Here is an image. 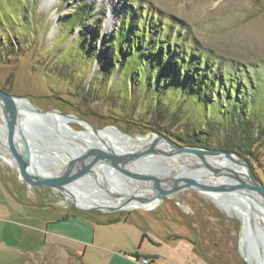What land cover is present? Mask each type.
<instances>
[{
	"label": "rangeland",
	"instance_id": "374dc122",
	"mask_svg": "<svg viewBox=\"0 0 264 264\" xmlns=\"http://www.w3.org/2000/svg\"><path fill=\"white\" fill-rule=\"evenodd\" d=\"M80 5L92 10V15L87 17L89 21L84 27H69L64 19ZM129 8L142 12L145 19L155 23L164 20L165 25L180 29L197 48L222 65L248 68L253 77L256 69L261 71L264 67V0H38L35 4L32 0H0V89L26 97L43 109L59 108L81 115L97 128L115 125L131 135L152 132L154 126L145 116V109L129 105L130 77L119 81L115 93L125 94V105L120 104L118 97L110 100L119 65L109 75L94 79L98 89L91 93L93 98H85L92 72L98 67L90 56L84 61L79 57L81 29L96 33L98 39L89 44L94 52L100 48L99 33L114 31ZM4 40L14 43L15 48L5 46ZM11 49L12 55L6 58L2 53ZM71 126L81 130L76 124ZM161 133L182 145L177 140V128ZM46 140L51 142L53 137ZM249 150L253 155L244 159L264 186V144L260 140L257 147ZM39 165L51 171L56 169L48 156ZM215 192L219 197L217 203L199 193L186 192L172 200L165 199L152 212H83L70 202L65 203L58 192L29 188L18 179L14 169L0 162V264H105L106 252L100 249L109 251L112 247L88 246L80 253H71L44 243L47 220L79 216L97 220L129 218L147 231L162 235L186 231L195 244L196 255H182L177 264H264L263 219L259 218V223L247 230L242 248L243 223L233 213V209L240 207L226 193ZM99 199L109 200L101 196ZM254 212L255 208L250 207L249 219ZM139 243L136 242V248ZM144 243L153 246L148 238Z\"/></svg>",
	"mask_w": 264,
	"mask_h": 264
},
{
	"label": "trees",
	"instance_id": "16d2710c",
	"mask_svg": "<svg viewBox=\"0 0 264 264\" xmlns=\"http://www.w3.org/2000/svg\"><path fill=\"white\" fill-rule=\"evenodd\" d=\"M91 12L80 5L64 20L69 27H84ZM83 27L78 36L79 57L84 61L90 56L98 67L92 72L85 98H93L91 93L98 89L94 79L109 75L119 65L110 100L118 97L125 105V94L115 93L119 81L130 77L129 105L145 109L154 126L152 132L162 134L161 130L177 128V140L184 146H218L212 150L235 153L246 160L253 155L249 152L252 146L257 147L260 140L264 144V67L256 69L253 77L248 68L222 65L180 29L165 25L164 20L145 19L133 8L114 31L99 33L100 48L94 52L89 44L97 35ZM3 44L10 43L4 40ZM10 47L15 48L14 43ZM12 51L2 54L8 58Z\"/></svg>",
	"mask_w": 264,
	"mask_h": 264
},
{
	"label": "water",
	"instance_id": "95a60500",
	"mask_svg": "<svg viewBox=\"0 0 264 264\" xmlns=\"http://www.w3.org/2000/svg\"><path fill=\"white\" fill-rule=\"evenodd\" d=\"M0 115L4 126L2 131L5 145L17 166L21 182L29 188H48L58 192L64 197L65 203L70 202L83 212H151L165 199L172 200L186 192L200 194L213 190L235 193L241 189L255 194L259 198L255 202L264 211V186L253 175L248 162L235 153L180 145L156 132L131 135L115 125L97 128L81 115L67 113L59 108L43 109L26 97L11 95L1 89ZM71 124L78 125L81 130H75ZM107 130L113 131L114 134L105 135ZM72 134L83 136L89 145H85L83 140ZM50 136L53 137L51 142L46 140V137ZM127 142H135L136 145L130 146ZM76 143L84 147L79 150ZM159 144L165 145L166 148H159ZM178 155L198 159L202 165L201 169L215 175L223 170L215 168L206 162L205 158L224 157L243 169L245 180L240 179V172L230 168L231 170L225 171L237 184L222 185L213 189L202 181L205 176L202 171L196 174L188 173L187 168L190 166L185 165H179L175 170L177 162L170 163L167 158ZM47 156L53 166L61 165L55 175H42L44 170L49 169L39 165V161ZM95 167L103 170L97 172ZM79 181L96 188L89 194L109 198L119 204L115 207H78L66 199L63 190ZM129 188L145 192V195L126 192ZM229 199L243 205L237 196ZM133 202L139 206L125 209V206ZM175 205L184 206L181 202H175Z\"/></svg>",
	"mask_w": 264,
	"mask_h": 264
},
{
	"label": "crops",
	"instance_id": "0c3cea01",
	"mask_svg": "<svg viewBox=\"0 0 264 264\" xmlns=\"http://www.w3.org/2000/svg\"><path fill=\"white\" fill-rule=\"evenodd\" d=\"M181 222L184 226V220ZM43 234L45 244L49 242L54 248L71 253H80L82 248L85 250L88 246L112 247L109 251L100 249L106 252L103 259L105 264H141L143 259H147L148 264H177L182 255L186 258L196 255L195 244L186 231L162 235L155 230L147 231L138 222L129 221V218H51L45 222ZM145 238L153 246L145 245ZM134 240L140 241L137 248Z\"/></svg>",
	"mask_w": 264,
	"mask_h": 264
},
{
	"label": "bare ground",
	"instance_id": "6f19581e",
	"mask_svg": "<svg viewBox=\"0 0 264 264\" xmlns=\"http://www.w3.org/2000/svg\"><path fill=\"white\" fill-rule=\"evenodd\" d=\"M2 127L3 126V121L1 120V115H0V162L6 166H9L10 168L14 169L17 173V166L14 163L13 159L10 157L8 150L6 148L5 145V138H4V131H2ZM4 130V129H3ZM105 135H109L112 136L114 133L111 130H107L104 132ZM71 135V133H70ZM75 137L80 138L81 140H83L85 143V145H89V143L84 140L83 136L79 135V134H72ZM126 144L128 145H136L135 142H127ZM76 147H79V150L82 149V147L80 144L76 143L75 144ZM159 148H166L165 145H158ZM74 149H76L74 147ZM76 151V150H75ZM168 162L170 163H176L175 166V170L177 166L181 167L183 165L185 166H190L188 167V173H201L200 171L203 172V175H205L203 177V182L208 185L211 188H219L222 185H236L237 181L228 177V174L225 170H236L238 172H240L241 180H245L244 179V172L243 169L234 164L233 162H230L229 160L225 159L224 157H206L205 160L206 162H208L209 164H211L212 166H214L215 168L219 169V170H223L220 171L217 175L208 172L206 169H201L202 165L200 164V161L198 159H195L192 156H188V155H178V156H171L170 158H167ZM192 164V165H189ZM231 168V169H230ZM61 169V165L59 164L58 166H56L55 171H51V170H44L42 172V175L44 176H48L51 174H57L59 172V170ZM94 170H96L97 172H99V170H103L100 167H95ZM174 170V169H173ZM191 171V172H190ZM223 172V173H222ZM18 175V179L21 181V177ZM96 188H92L91 186H87L84 185V183L82 181H79L77 183H73L70 184L68 186H66V189L63 190V194L66 197L67 200L75 203L78 207L80 208H91V207H107V206H111V207H115L119 204L118 201H114L112 199L109 200H103V199H99L98 195H92L91 193L89 194V192H92L93 190H95ZM126 192L131 193V192H135L138 195H145V192L142 191H134L133 188H129ZM202 196H204L205 198H208L210 200H212L213 202H219V197L217 195V193L213 190H209L203 193H200ZM227 198H233L235 196H237V198L241 199L240 200V204H243L242 206L239 205L240 209H233V213L242 220L243 223V229L241 231V247L243 248L244 246V239L247 233V230L250 229L252 226H255L259 223V218L263 219V229H264V211L262 210V208H260L257 203L255 201H257L259 198L253 194L252 192H250L249 190L246 189H241V190H237L235 191V193H226ZM224 206H226V204H223ZM139 205L135 202L130 203L129 205L125 206V209L128 208H135L138 207ZM255 208V212H254V217L250 218L248 217V212H249V208ZM262 251V250H261ZM263 251H264V247H263ZM250 263V262H249Z\"/></svg>",
	"mask_w": 264,
	"mask_h": 264
},
{
	"label": "built area",
	"instance_id": "2783aa9c",
	"mask_svg": "<svg viewBox=\"0 0 264 264\" xmlns=\"http://www.w3.org/2000/svg\"><path fill=\"white\" fill-rule=\"evenodd\" d=\"M141 264H148V260L147 259H143L140 261Z\"/></svg>",
	"mask_w": 264,
	"mask_h": 264
}]
</instances>
